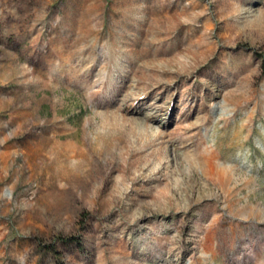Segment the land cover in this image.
I'll return each mask as SVG.
<instances>
[{"label":"rangeland","instance_id":"rangeland-1","mask_svg":"<svg viewBox=\"0 0 264 264\" xmlns=\"http://www.w3.org/2000/svg\"><path fill=\"white\" fill-rule=\"evenodd\" d=\"M0 264H264V0H0Z\"/></svg>","mask_w":264,"mask_h":264},{"label":"bare ground","instance_id":"bare-ground-1","mask_svg":"<svg viewBox=\"0 0 264 264\" xmlns=\"http://www.w3.org/2000/svg\"><path fill=\"white\" fill-rule=\"evenodd\" d=\"M196 30V29H195ZM164 35V34H163ZM178 36V35H177ZM192 39V38H191ZM228 39H230V38H228ZM188 44V43H187ZM169 46V45H168ZM201 46V45H200ZM197 48V47H196ZM204 50V49H203ZM204 52V51H203ZM99 53V52H98ZM230 57V56H229ZM174 60H176V58H173ZM221 60V59H220ZM217 61V60H216ZM216 64V63H215ZM196 65V64H195ZM194 81V80H193ZM184 83H186V82H184ZM195 85V84H194ZM125 108V107H124ZM126 112L128 111L127 109L125 110ZM114 117H116V119L118 120V121H122V118H120L118 115H115ZM154 120V115H152V116H148V119H147V121H149V122H151V121H153ZM143 133H145V134H149V131H148V125L146 124L145 126H143ZM91 135V134H90ZM156 134H154V136H155ZM156 136H158V134L156 135ZM100 143V142H99ZM63 151H64V155H65V159L66 160H69V159H75V158H77V157H79L80 156V154L82 153V148H80V146H76V145H73V144H71V143H67L66 145H64L63 146ZM56 160V159H55ZM64 161V160H63ZM59 163V162H58ZM62 164V163H61ZM56 165V164H55ZM49 166V165H48ZM103 166H106V167H108L109 168V170H110V173H112V172H116L117 171V169L113 166V165H111V162H107V161H105L104 163H103ZM99 167V166H98ZM75 168V165L74 164H69L68 163V165H67V169H69V170H73ZM53 169V168H52ZM59 175V174H58ZM57 175V176H58ZM63 176V175H62ZM57 178V177H56ZM139 178H141V176L139 175V177L137 178V179H139ZM58 180V179H57ZM140 181V180H139ZM51 182V181H50ZM142 182V181H141ZM60 184V183H59ZM60 187V186H59ZM61 188V187H60ZM62 188H64V187H62ZM100 199V198H99ZM92 202V201H91Z\"/></svg>","mask_w":264,"mask_h":264}]
</instances>
